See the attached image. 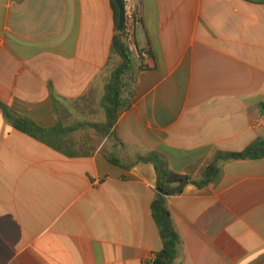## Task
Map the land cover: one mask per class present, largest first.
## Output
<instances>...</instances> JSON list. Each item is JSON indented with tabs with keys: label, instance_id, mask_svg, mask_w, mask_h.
Listing matches in <instances>:
<instances>
[{
	"label": "crops",
	"instance_id": "1",
	"mask_svg": "<svg viewBox=\"0 0 264 264\" xmlns=\"http://www.w3.org/2000/svg\"><path fill=\"white\" fill-rule=\"evenodd\" d=\"M141 2L137 94L115 128L122 145L104 139L85 156L72 135L50 147L0 109V264H148L162 249L155 168L108 158L128 165L156 152L200 180L217 152L264 137V5ZM115 34L111 0H0L1 102L47 129L99 123L96 111L104 122ZM168 208L182 264H264V158L225 163L218 184L189 185Z\"/></svg>",
	"mask_w": 264,
	"mask_h": 264
},
{
	"label": "trees",
	"instance_id": "2",
	"mask_svg": "<svg viewBox=\"0 0 264 264\" xmlns=\"http://www.w3.org/2000/svg\"><path fill=\"white\" fill-rule=\"evenodd\" d=\"M244 1L264 5V0ZM111 6L114 12L116 31L112 43V54L118 58V63L104 79L105 92L101 100V109L105 114V121L102 123L79 122L72 126H64L58 119L56 127L47 129L38 126L29 118L15 114L0 100V109L16 130L54 148L55 146L51 143L53 137L74 135L69 141L70 144L81 150L76 151L77 153L85 156L93 155L104 139L121 144L115 135V128L121 115L129 111L135 102L140 70L135 69L134 54L125 42L123 32L118 30L120 11L116 0H111ZM52 99L55 106L56 98L52 96ZM260 108L264 114V104H261ZM91 130L94 131V135L88 133ZM79 133L80 137L77 138L76 135ZM87 146L89 149L87 148L88 152L85 153ZM262 158H264V137L258 138L242 152H217L212 162L202 170L200 180H193L188 175L171 170L167 161L156 152L138 155L128 165H124L118 158H108L111 163L127 170H131L140 163L151 164L155 168L156 196L152 203V215L162 241V249L154 254V260L148 264H182L184 242L168 208L169 197L182 195L189 185L203 188L211 184H218L223 176V165L227 162Z\"/></svg>",
	"mask_w": 264,
	"mask_h": 264
},
{
	"label": "built area",
	"instance_id": "3",
	"mask_svg": "<svg viewBox=\"0 0 264 264\" xmlns=\"http://www.w3.org/2000/svg\"><path fill=\"white\" fill-rule=\"evenodd\" d=\"M125 14V26L122 31L124 34V40L129 46L130 50L135 51V29L140 23V17L142 13L141 0H122ZM155 256L149 258L148 263H152Z\"/></svg>",
	"mask_w": 264,
	"mask_h": 264
},
{
	"label": "water",
	"instance_id": "4",
	"mask_svg": "<svg viewBox=\"0 0 264 264\" xmlns=\"http://www.w3.org/2000/svg\"><path fill=\"white\" fill-rule=\"evenodd\" d=\"M116 3L118 5L119 11H120L118 30L120 32H122L124 30V26H125L124 6H123L122 0H116Z\"/></svg>",
	"mask_w": 264,
	"mask_h": 264
},
{
	"label": "rangeland",
	"instance_id": "5",
	"mask_svg": "<svg viewBox=\"0 0 264 264\" xmlns=\"http://www.w3.org/2000/svg\"><path fill=\"white\" fill-rule=\"evenodd\" d=\"M99 110V112H100V109H98ZM103 114V113H102ZM95 115H100V114H98L97 113V111L96 112H94V117L93 118H91L90 120H94V121H97V122H101L102 123V118L100 117V116H95Z\"/></svg>",
	"mask_w": 264,
	"mask_h": 264
}]
</instances>
